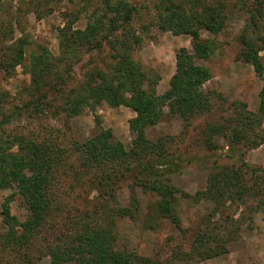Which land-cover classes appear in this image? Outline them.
Here are the masks:
<instances>
[{"label": "trees", "instance_id": "trees-1", "mask_svg": "<svg viewBox=\"0 0 264 264\" xmlns=\"http://www.w3.org/2000/svg\"><path fill=\"white\" fill-rule=\"evenodd\" d=\"M94 1L98 3L85 27L74 26L80 14L65 19L59 28L57 55L39 45L28 57L30 40L23 35L0 45V69L14 76L23 66L30 75L24 86L28 98L11 114L6 111L10 92L0 89V190L13 189L2 203L0 264H41L45 258L49 264H165L157 253L148 256L119 248L118 222L143 217L147 228L157 230L159 220L168 219L175 229L187 233L176 213L181 195L206 202L208 208L191 228L189 250L176 252L173 262L228 253L229 243L239 239L246 221L254 212L264 211V166L246 158L249 150L264 143V0H153L155 14L139 28L133 20L141 8L130 0ZM237 11L245 18L236 57L251 64L263 81L259 103L252 110L247 101L234 99L222 121L201 129L206 150L224 151L217 153L221 162L210 163L205 187L190 195L172 179L182 171L184 157L191 160L189 147L180 148L177 135L152 139L148 129L165 115L180 118L188 129L195 118L213 111L215 95L224 97L204 89L213 73L203 61L214 53L216 43L203 37L202 31L220 33ZM150 25L191 37V47L177 51L176 70L163 93L157 91L161 74L135 56ZM103 52L109 58L104 65ZM87 56L90 63H84V79L71 86L75 65ZM99 101L136 113L129 120V146L99 118L94 133L67 145L59 143L58 136L9 133L4 127L16 115L30 117L48 109L56 117L65 113L72 118ZM201 159L208 163L210 155ZM123 188L129 192L128 204L120 199ZM139 189L155 197L145 211ZM71 193H77L78 200L69 201ZM16 195L24 199V219L12 212Z\"/></svg>", "mask_w": 264, "mask_h": 264}, {"label": "rangeland", "instance_id": "rangeland-1", "mask_svg": "<svg viewBox=\"0 0 264 264\" xmlns=\"http://www.w3.org/2000/svg\"><path fill=\"white\" fill-rule=\"evenodd\" d=\"M130 1L141 8V14L133 20V25L139 28L143 26V22L149 21L155 14L154 2L153 0ZM37 2L39 0H0V45L12 42L14 38L23 35L30 40L28 57L32 48L39 45L46 46L53 55H57L60 51L59 28L64 26L65 19H70V14H80V19L74 26L85 27L95 9V4L98 3L94 0H42L41 5L38 6ZM244 18V13L237 11L230 14L226 27L220 33L214 35L206 30L202 31L203 37L212 38L216 43L214 53L209 59L203 61L213 73L212 78L205 83L204 89H214L224 95V97L216 95L213 97V111L195 118L188 129L185 128V123L180 118L168 115L148 129V136L152 139H157L164 134L177 135L179 136L178 146L182 149L185 146L189 147V156L192 155L191 162L185 160L184 157L182 171L173 174L172 179L176 187L190 195H194L196 191L205 187L210 163L214 159L221 162L217 153L222 154L224 151L220 147L210 151L206 150L201 140L203 136L201 129L209 122L222 121V116H227L231 112L227 108L234 99L247 101L252 110H256L259 103V92L263 81L255 74L251 64L238 60L236 57L240 48L238 38L244 25ZM11 27H13L12 30ZM144 32V45L136 50L135 56L144 63L147 69H155L161 74L162 79L157 91L163 93L169 88V80L176 70V53L181 47H191V37L186 34L176 35L171 31L162 32L154 25H150ZM261 55L264 59V51ZM106 56V52L100 56L102 65H104L103 61ZM88 59L87 56L85 60L75 65L74 72L69 78L71 86L84 79L85 65L90 63L86 62ZM23 70V66H18L16 74L9 76L0 69V89L10 92L9 101L6 104L7 114L18 109V106L22 107L28 98L24 86L30 82V75L24 73ZM52 112L48 109L46 112H37L36 115L30 117L28 113L22 116L16 115L10 121L5 122L4 127L9 133L23 132L29 135L58 136L59 143L67 145L71 139L83 140L94 133L97 127L96 120L99 118L101 125L111 128L115 136L124 144L129 146L131 143L129 120L136 113L129 107L123 105L112 107L105 101H99L94 108L86 107L72 118H68L65 113L56 117ZM166 112H168L167 108ZM2 118L0 114V121ZM206 154L210 155L208 163L201 159ZM246 158L253 164L264 166V143L249 150ZM226 161L229 159L226 158ZM10 194H13L12 188L0 190V222L2 203ZM76 194L71 193L68 200H78L79 197ZM128 194L127 188L120 190L119 195L123 204H128ZM138 194L141 199V210L145 211L148 202L155 200V197L144 194L140 189ZM176 206V213L180 215L184 228L188 229L187 233L175 229L168 219H160L157 230H153L146 227L143 217L137 220L121 218L118 222L117 246L148 256L157 253L165 264H264L263 210L254 212L252 219L246 221L239 239L229 243L228 253L202 261L185 259L176 260L177 262L174 263L176 252L189 250L191 228L201 214L207 212L208 204L193 202L191 197L181 195ZM11 208L13 214L20 219L26 217L25 202L20 195H16ZM247 213L248 210L245 214ZM41 264H49V259L45 258Z\"/></svg>", "mask_w": 264, "mask_h": 264}]
</instances>
